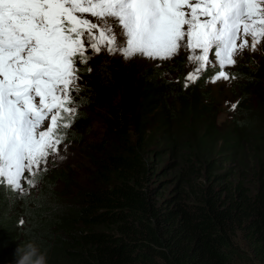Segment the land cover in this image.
Listing matches in <instances>:
<instances>
[{"label": "trees", "instance_id": "obj_1", "mask_svg": "<svg viewBox=\"0 0 264 264\" xmlns=\"http://www.w3.org/2000/svg\"><path fill=\"white\" fill-rule=\"evenodd\" d=\"M151 68L82 70L72 137L94 110L104 130L87 185L68 197L74 177L53 170L28 200L0 187V264L28 244L47 264H264V46L232 66L238 117L221 124L206 74L183 90L181 69Z\"/></svg>", "mask_w": 264, "mask_h": 264}, {"label": "snow or ice", "instance_id": "obj_2", "mask_svg": "<svg viewBox=\"0 0 264 264\" xmlns=\"http://www.w3.org/2000/svg\"><path fill=\"white\" fill-rule=\"evenodd\" d=\"M262 40L264 0H0V187L26 192L59 155L89 49L168 60L183 48L187 87L208 67L210 82L228 80L225 67Z\"/></svg>", "mask_w": 264, "mask_h": 264}, {"label": "rangeland", "instance_id": "obj_3", "mask_svg": "<svg viewBox=\"0 0 264 264\" xmlns=\"http://www.w3.org/2000/svg\"><path fill=\"white\" fill-rule=\"evenodd\" d=\"M91 19V17H89ZM264 46V40L261 41L258 47ZM256 48V50H257ZM246 51L251 52V48H246L239 54L235 56V60L237 61L243 54L246 53ZM189 55V52L183 48L180 49V51L174 55L171 59L168 60H151L144 58L142 56H134L130 59H125L124 56L117 52L115 54H109L106 50H102L99 54H95L92 52V58L93 61H90L92 64H101L106 59H109L113 57L116 61H120L121 64H132V67L136 70H148V68L152 67L151 69L158 68L160 70L166 71L167 73L164 75L165 79L169 80H175L177 77L175 75H172L170 71H177L181 69L184 74V79L186 76L192 72L195 65L191 64L187 57ZM180 58V61L178 65H175L174 62H176V59ZM212 58V57H210ZM89 62V63H90ZM79 63V62H78ZM87 65V64H86ZM232 66H226L224 71L229 73V79L224 80L220 79L217 80L215 83H212L209 81V77L216 71H219L218 68H212L208 67L205 71H207V75H205L204 78L207 79V82H205V87L211 89V92L213 93V99L212 101L214 109L217 110L218 114V120L219 124L225 123L231 120L232 117H238L236 116V108L239 107L237 102H235L233 99H235L234 96H232L231 88L230 87L233 83L232 77L234 74L232 73L231 69ZM82 67H78V69H81ZM204 71V72H205ZM203 73V72H202ZM200 73V76L201 74ZM80 79L78 80V84L84 82L82 79V75H79ZM188 84H193L192 82H188ZM74 102L78 105V98L76 96V93H73ZM236 105L235 108L232 107V105ZM85 110L82 108V106L78 105L77 115L82 113V111ZM93 117L95 118L94 121L89 123L88 125H83L81 130L83 132L80 139H75L72 137L73 133L75 132V127L72 129H68V137L65 139L66 142L62 143L60 145V152L59 155L56 156H50L48 158V164H47V171L43 173V175L39 176L38 183L35 187H29L26 183L23 185L26 189L27 195H29L31 198L37 197L40 194L41 189H43L46 183L49 182L48 180V173L53 170H62V171H70L71 175L75 179V185L71 186L70 194H68V197H74L78 193V189L81 187H85L87 185L88 176L90 175L92 171V165L89 161V157L86 154L87 148L90 144H93V142L98 141L103 133L104 130H102L99 127V124L101 122V116L97 114V111H93ZM73 126V124H72ZM86 126V127H85ZM88 127V129H87ZM63 157V159H61ZM167 157L164 158L166 160ZM27 175V174H26ZM170 177V174L165 175V178ZM52 190V193L58 195V193H61L64 190L63 184L58 181L55 185H52L50 187ZM20 225V224H19Z\"/></svg>", "mask_w": 264, "mask_h": 264}, {"label": "clouds", "instance_id": "obj_4", "mask_svg": "<svg viewBox=\"0 0 264 264\" xmlns=\"http://www.w3.org/2000/svg\"><path fill=\"white\" fill-rule=\"evenodd\" d=\"M88 56H90L91 58L89 59L87 65H84V64H79L77 63V67H82L81 69H79L80 71L78 72V75H82V70L84 69H87V68H92L94 66V64H92L90 61H93V58H92V51L89 49L88 53H87ZM113 58V57H111ZM90 62V63H89ZM87 73H89L88 71H86ZM166 72V71H165ZM166 74V73H165ZM164 74V75H165ZM207 75V71L203 72L200 76V78L198 79V81L200 79L203 78L204 75ZM164 75L162 76L164 79ZM175 75V74H174ZM183 77L182 79L180 80L178 76H176L177 78L175 80H169V79H165L167 82H170V83H177L178 80H180V83H181V88L184 90L186 88H188L189 86L195 84H188L187 87H184V84H185V79H184V74H182ZM205 77V76H204ZM76 93V92H75ZM76 96H79L77 95L76 93ZM78 105H79V102H78ZM79 117V115H77V118ZM77 118L75 119L73 125L75 124ZM73 127V126H72ZM72 127L70 129H72ZM68 129L66 130V138L68 137ZM66 140H64L63 143H65ZM4 190L5 188L2 187ZM42 190V189H41ZM11 193H13L12 191L10 190H7ZM13 195H15L17 197V199L19 201H24V200H28L30 199L31 197L29 195H27L26 192L24 193H13ZM9 199V198H8ZM16 257H17V260H16V264H47V257H46V254L40 252V250L34 245V244H28L26 245L25 247L23 248H19L16 250V253H15Z\"/></svg>", "mask_w": 264, "mask_h": 264}]
</instances>
